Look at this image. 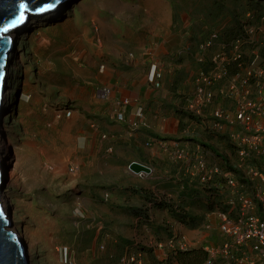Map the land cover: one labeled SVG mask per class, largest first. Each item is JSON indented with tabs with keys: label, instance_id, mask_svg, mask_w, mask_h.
<instances>
[{
	"label": "rangeland",
	"instance_id": "obj_1",
	"mask_svg": "<svg viewBox=\"0 0 264 264\" xmlns=\"http://www.w3.org/2000/svg\"><path fill=\"white\" fill-rule=\"evenodd\" d=\"M82 1L87 0L22 33L12 54L10 101L2 124L10 145L4 196L29 237L32 264H63L64 248L75 264H124L136 251L147 264H179L170 253H156V244L174 233L187 237L193 248L220 244L212 215L216 206L205 201L207 193L196 180L184 202L172 193L158 191L157 197L152 190L144 192L151 208L141 198L126 200L124 192L135 188L123 175L127 165L113 159L93 162L85 143L95 108L107 104L97 92L109 89L112 79L139 76V66L148 62H158L163 71L176 68L192 82L201 48L213 34L218 41L208 56L240 39L245 65L259 67L264 0H94L87 9ZM66 110L72 111L70 117ZM218 141L225 155L230 147ZM171 185L166 180L164 189ZM152 219V240L142 238L146 234L139 228Z\"/></svg>",
	"mask_w": 264,
	"mask_h": 264
},
{
	"label": "built area",
	"instance_id": "obj_2",
	"mask_svg": "<svg viewBox=\"0 0 264 264\" xmlns=\"http://www.w3.org/2000/svg\"><path fill=\"white\" fill-rule=\"evenodd\" d=\"M217 41L218 35L213 34L201 48L200 68L183 106L191 123L184 134L201 131L224 139L230 147L226 159L213 160L200 145L195 150L175 147L169 154L185 177L196 180L207 193L205 201L216 206L212 215L223 241L204 246L208 259L203 264H264V62L257 68L240 63V39L220 46L219 51L208 56ZM233 66L237 71L231 72ZM148 75L154 88L160 89L163 75L158 66L153 65ZM111 94L110 88H101L98 100L107 103ZM129 104L130 101L118 103L115 115L119 121L125 122ZM64 115L70 117L72 111L66 110ZM136 115L139 121L131 122L132 129L147 127L143 112ZM133 164L128 167L133 175H152L151 168L136 172ZM156 248L167 257L174 250H192L193 245L187 237L174 233L166 242L157 243ZM60 253L63 264H75L68 248ZM123 263L147 264V260L136 251Z\"/></svg>",
	"mask_w": 264,
	"mask_h": 264
},
{
	"label": "crops",
	"instance_id": "obj_3",
	"mask_svg": "<svg viewBox=\"0 0 264 264\" xmlns=\"http://www.w3.org/2000/svg\"><path fill=\"white\" fill-rule=\"evenodd\" d=\"M157 63L148 62V64L139 66L140 74L137 77L111 80L109 87L112 98L106 105L95 108L94 121L87 135L89 138L85 143L92 151L93 162H108L113 159L115 162L127 165V169L123 168V175L131 177L128 178V181L130 184H134L135 188L133 186L129 191L124 192L126 200L135 198L144 200L147 195L144 192L152 190L156 193L158 191L163 194L167 193L169 196H171L169 193H172L177 202H184L182 197L187 193L190 194L188 186L193 180L185 177L181 166L171 160L170 151L175 147L195 150L196 145H200L205 152L210 153V158L215 161L221 162L222 159H226V156L219 150L218 138H214L212 135L206 136L201 131L195 135L186 136L184 134L191 123L186 114L179 113V106L183 96L187 97L191 92L193 81L191 82L190 79L185 81L181 74L175 72L176 68L169 69L170 72L163 71L161 65L158 66ZM153 65H157L163 75L160 89L154 88L148 79V73ZM123 101H130L124 114L125 122L119 121L115 115L118 103ZM138 111H142L145 115L143 121L147 127L134 130L131 127V122L139 121L136 115ZM105 136L107 139L104 138ZM131 163L151 168L152 175L146 178L133 175L128 170ZM116 179H120V177ZM170 179L175 186L171 185L170 190H165L164 182ZM119 184L121 183L115 181L114 185ZM158 195L157 193V197H159ZM187 199V203H190V198L187 197ZM142 204L146 208L153 207V204L146 203V200ZM153 224L152 219L141 229L139 228L138 232L146 234L142 238L146 237L152 240L151 226ZM155 252L160 253L157 249Z\"/></svg>",
	"mask_w": 264,
	"mask_h": 264
},
{
	"label": "water",
	"instance_id": "obj_4",
	"mask_svg": "<svg viewBox=\"0 0 264 264\" xmlns=\"http://www.w3.org/2000/svg\"><path fill=\"white\" fill-rule=\"evenodd\" d=\"M66 0H0V126L6 120L10 101V74L14 69L12 50L18 41L9 32L19 29L28 21V14H47L49 9L61 6ZM22 92L16 95L18 102ZM136 172L148 169L138 163L132 165ZM7 158L0 138V264H32L31 245L25 230L13 228L9 219L15 218L4 196ZM13 228V229H12Z\"/></svg>",
	"mask_w": 264,
	"mask_h": 264
},
{
	"label": "bare ground",
	"instance_id": "obj_5",
	"mask_svg": "<svg viewBox=\"0 0 264 264\" xmlns=\"http://www.w3.org/2000/svg\"><path fill=\"white\" fill-rule=\"evenodd\" d=\"M76 1L77 0H66L61 6H58V7L54 8V9H49L47 14H42V15L38 14L36 16L32 15V14H28V18L29 19H28L27 23L25 25L21 26L19 29L15 30V31L9 32L8 35H6V36H12L14 39H16L18 41L20 39L22 33H28L30 31H32L33 28L36 27L35 25H40V23L44 24L43 22H47V21L50 22L51 19H53L54 15L59 14L63 9L70 8L72 6V4H74V7L77 6ZM93 2H94V0L82 1V3H81L82 7L81 8L87 9L88 7L91 6V3H93ZM75 15H76V13H75ZM74 17L77 18L78 16H74ZM74 17L72 19H75ZM79 17L80 18H84V17H82L80 15H79ZM30 21L33 23V26L31 25ZM85 33L87 34V31H85ZM84 37H86L88 39V37L86 35H84ZM14 51L12 50V54L14 53ZM2 133H3L2 126H0V138H1L4 150H5L6 158H7V155H8L7 150L10 148V145L7 144L8 142H7V140L5 138H3ZM7 175L5 176V178H6L5 184L9 183L8 182L9 178H8ZM11 177H12V175H11ZM5 184H4V188H5ZM6 201L8 202L9 205L11 204V200L9 198H7V197H6ZM9 221L11 223H14L13 224V228L20 229V226L17 224V222L14 219H9Z\"/></svg>",
	"mask_w": 264,
	"mask_h": 264
},
{
	"label": "trees",
	"instance_id": "obj_6",
	"mask_svg": "<svg viewBox=\"0 0 264 264\" xmlns=\"http://www.w3.org/2000/svg\"><path fill=\"white\" fill-rule=\"evenodd\" d=\"M240 63L245 65V60H240ZM230 69L231 72H235L238 68L237 66H233ZM156 204L161 206L164 205L160 202H157ZM169 255L171 256V259L174 258L179 264H203L208 259V253L205 251L204 246L202 248H192V250L186 252L174 250L170 252Z\"/></svg>",
	"mask_w": 264,
	"mask_h": 264
}]
</instances>
